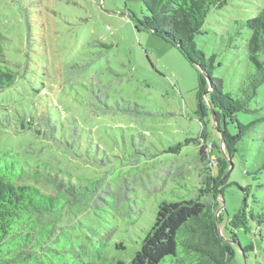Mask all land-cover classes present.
I'll use <instances>...</instances> for the list:
<instances>
[{
    "label": "rangeland",
    "instance_id": "374dc122",
    "mask_svg": "<svg viewBox=\"0 0 264 264\" xmlns=\"http://www.w3.org/2000/svg\"><path fill=\"white\" fill-rule=\"evenodd\" d=\"M262 8L264 0H229L211 11L196 37L207 57L216 56L213 76L236 97L255 71L246 22ZM130 13L142 19L147 11L139 0H0L5 55L18 73L15 84L0 91V147L17 151L26 164L60 170L65 181L84 186L85 196L120 200L95 215L84 199L68 222L75 236L91 232L80 221L98 232L113 230L110 242L126 245L120 255L127 261L160 202L195 197L208 166L195 141L202 131L196 68L160 37L137 31ZM128 102L146 112L125 113ZM42 109L57 122L56 138L22 139L13 132L19 126L14 115ZM250 109L237 115L254 127L229 169L222 229L246 203L248 212L264 211V83ZM229 128L237 133L235 125ZM206 130L207 145L220 143L212 117ZM238 234L243 246L255 248L247 257L238 248L239 262L264 264V223Z\"/></svg>",
    "mask_w": 264,
    "mask_h": 264
},
{
    "label": "trees",
    "instance_id": "16d2710c",
    "mask_svg": "<svg viewBox=\"0 0 264 264\" xmlns=\"http://www.w3.org/2000/svg\"><path fill=\"white\" fill-rule=\"evenodd\" d=\"M139 1L147 14L139 19L130 13L137 31L151 32L175 47L198 72L196 114L202 131L195 141L201 161L208 163L202 186L191 199L160 202L152 227L127 261L120 255L126 245L110 242L113 230L98 232L80 221L91 232L75 236L68 222L84 199L88 198L95 215L108 207L117 208L120 200H109L102 193L85 196L84 186L65 181L60 170L52 172L47 164L44 169L26 164L17 151L0 147V264H241L238 248L245 257L254 251L253 243L241 244L238 232H249L250 223L261 226L264 211L255 213L252 208L248 212L246 203L229 217L224 229L223 210L218 211L224 191L232 185L229 169L238 145L254 127V123H241L237 115L251 112L250 103L264 83V8L246 22L250 30L247 57L255 71L248 77L243 96L236 97L224 91L223 79L213 76L216 56L207 57L196 42L211 11L223 9L229 0ZM24 15L30 32L29 16ZM5 40L0 32V91L11 88L18 78L8 65ZM126 106L128 114L146 112L138 104L128 102ZM7 116L9 120L11 116ZM14 117L19 126L13 132L22 139L57 137V122L44 109L36 115L24 112ZM210 117L220 143L207 145ZM230 125L236 126V134L231 133ZM241 189L250 193L249 187Z\"/></svg>",
    "mask_w": 264,
    "mask_h": 264
},
{
    "label": "water",
    "instance_id": "95a60500",
    "mask_svg": "<svg viewBox=\"0 0 264 264\" xmlns=\"http://www.w3.org/2000/svg\"><path fill=\"white\" fill-rule=\"evenodd\" d=\"M225 203V202H224ZM221 210H222V208L218 211V213H220L221 212Z\"/></svg>",
    "mask_w": 264,
    "mask_h": 264
}]
</instances>
